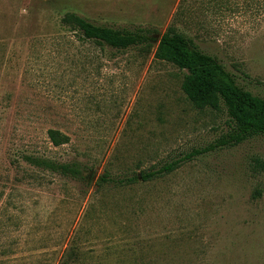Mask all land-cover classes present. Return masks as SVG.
Segmentation results:
<instances>
[{
	"label": "rangeland",
	"instance_id": "obj_1",
	"mask_svg": "<svg viewBox=\"0 0 264 264\" xmlns=\"http://www.w3.org/2000/svg\"><path fill=\"white\" fill-rule=\"evenodd\" d=\"M66 12L154 30L153 46H98ZM171 24L264 98V0H0V264H264V135L213 148L223 106L195 108L185 70L153 57ZM26 155L82 162L86 179ZM187 156L152 181L96 185Z\"/></svg>",
	"mask_w": 264,
	"mask_h": 264
},
{
	"label": "trees",
	"instance_id": "obj_2",
	"mask_svg": "<svg viewBox=\"0 0 264 264\" xmlns=\"http://www.w3.org/2000/svg\"><path fill=\"white\" fill-rule=\"evenodd\" d=\"M60 21L71 30H77L83 40H90L101 47L122 50L139 46L149 50L153 46L154 38L151 33L155 31L145 27L97 24L74 12L64 13ZM153 57L185 70L181 90L195 108L208 107L218 110L221 105L223 106L228 118V130L213 148L233 146L248 138L264 135V98L239 86L232 73L215 56L200 50L173 24L168 25L159 36ZM47 135L54 146L65 144L69 140L68 136L56 129H48ZM206 151L208 150L200 149L194 153L201 154ZM187 158L189 156L171 160L156 169L140 170L121 177H110L105 171L99 176L96 185L112 182L125 186L140 181H152L175 170ZM23 159L40 170L75 180L86 179L83 174L85 165L76 160L60 162L32 155H26ZM255 162L264 168V161L256 159Z\"/></svg>",
	"mask_w": 264,
	"mask_h": 264
}]
</instances>
